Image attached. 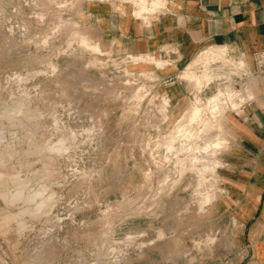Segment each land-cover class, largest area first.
<instances>
[{"label":"rangeland","instance_id":"rangeland-1","mask_svg":"<svg viewBox=\"0 0 264 264\" xmlns=\"http://www.w3.org/2000/svg\"><path fill=\"white\" fill-rule=\"evenodd\" d=\"M103 1L0 0V221L45 201L20 216L23 226L0 231V264H243L246 236L226 178L227 163L235 167L226 116L236 107L225 104L220 127L205 132L228 139L215 171L204 172L208 186L188 164L195 150L167 147L195 97L204 119L218 90L236 91L241 108L247 86L236 62L227 53L208 63L196 57L192 71L212 75L200 87L181 77L185 68L163 81L166 62H134L137 54L114 55L99 43L85 7ZM114 3L135 19L161 9L133 16L131 0ZM58 142L60 149L40 148ZM17 182L23 195L43 192L11 204L1 194Z\"/></svg>","mask_w":264,"mask_h":264},{"label":"crops","instance_id":"crops-1","mask_svg":"<svg viewBox=\"0 0 264 264\" xmlns=\"http://www.w3.org/2000/svg\"><path fill=\"white\" fill-rule=\"evenodd\" d=\"M114 2L85 7L99 43L114 55L163 59L171 68L163 81L211 48L224 49L238 65L247 92L235 116H226L235 127L227 152L235 167L227 163L226 178L235 182L237 220L246 236L239 246L243 264H264V0H165L145 20L133 18L128 5L116 10Z\"/></svg>","mask_w":264,"mask_h":264},{"label":"bare ground","instance_id":"bare-ground-1","mask_svg":"<svg viewBox=\"0 0 264 264\" xmlns=\"http://www.w3.org/2000/svg\"><path fill=\"white\" fill-rule=\"evenodd\" d=\"M131 2L133 3V5H135L134 7H136L134 10H132V13L135 14L133 16L143 17L142 15H144V13L146 14L150 10L153 11L155 9L161 8V5L163 6V0H131ZM164 2H165V0H164ZM80 42L82 45L89 47L92 50L101 51L99 44L96 42L95 43L90 42L86 36H81ZM224 53H225L224 49H222V48H216V49L211 48V49L202 51L197 57H198L199 61H201L203 63H208L207 61L209 59H213V58H217L216 60L221 58L223 60ZM143 56H146V57H143ZM148 56L149 55H143L140 53V54L133 56L132 60L134 62L140 61V60L141 61L151 60V61H153V64H154L153 66L162 65L165 63V61H163V59H160V58L156 59L154 57H150V56L148 57ZM195 62H197V58L195 59ZM195 62L192 61L191 63H189V65H187L185 67V69L181 73V77H184V78H187L188 80L194 81L195 86L200 87L202 83L210 82L212 80V75H211V72L209 73V71H208L209 69L208 70L204 69L199 74L193 72L192 71V65ZM205 66H206V64H205ZM212 73H213V71H212ZM231 89H233V88H231ZM238 95L239 94L234 90H230L226 94L222 93L221 90H218L216 94H214L211 97L209 96L210 98L208 97L209 99L206 101L205 107L210 110L211 115H210V118H205V119H204V115L202 113L203 110H201L202 107L200 108V106L197 103L199 101L198 96L195 97L194 99L196 101L191 104V107L188 110V113L187 114L183 113V114L187 115V120L184 122L181 120L183 123L181 125H179V123H180L179 122L178 123L179 126L177 125L178 127H176V129L173 131V134L168 137L169 140L167 139L169 141L167 143V147H169V148L170 147H177L178 149H193V150H195L192 157L188 160V164L191 165L192 167L196 168L195 173L198 176L199 185L200 184L206 185V183L208 181L205 177L204 172L210 171L214 167L218 166L220 161L216 157V151L219 148L223 147L224 145L226 146V139L223 136L218 134V136H216L215 139L206 138L205 132L207 130H209L214 125L216 127H220V125H221L220 122L222 121L221 119L224 117L223 116V113H224L223 107L225 106V104L231 103L234 107H236V110L238 111L239 108L237 106H235V104H233V102H232L233 98L238 97ZM238 100H240V99H238ZM167 102H168V97L163 98V102H162L163 106L166 105ZM183 114H182V117H183ZM197 124H199L198 128H196V126H195ZM7 130H9V129H7ZM166 142H164V143H166ZM61 147H62L61 143L58 142V144H56V145L55 144L50 145V146L43 145L40 148L51 149V150L54 149L55 150V149H60ZM200 149H202V151H200ZM0 154H1V152H0ZM4 155H5V152H4ZM4 155H0V165L4 161V157H5ZM7 158H8V156H7ZM213 171H215V170L213 169ZM2 176L3 175L0 172V178ZM11 176H13V175H11ZM206 186H208V185H206ZM8 190H6V191H8ZM22 191H23L22 190V183L17 182V184L15 185V187L11 191L6 192V193L3 191L4 193L1 195H2L3 199L7 200L8 202H11V204L16 202L19 199H22L25 203L26 201L29 202V201L33 200L37 195L41 194V192H43V189H37L32 193L29 192V194L25 193L26 195H23L24 192H22ZM205 198L208 199L209 195ZM22 200H21V202H22ZM43 200H42V202L36 203L31 208L27 207L26 209L19 210L16 213H10L11 211L9 213H6L3 216L2 220L0 221V231L7 233L9 231V228H10V225L12 222H17L19 227L23 226V223L19 219L20 216H22L25 213H28L31 215L36 214L39 211V209L42 207V205L45 203V201H43ZM6 211H9V210H6Z\"/></svg>","mask_w":264,"mask_h":264}]
</instances>
